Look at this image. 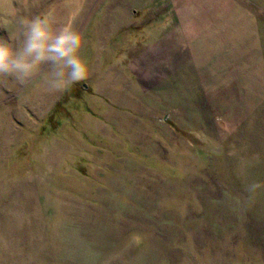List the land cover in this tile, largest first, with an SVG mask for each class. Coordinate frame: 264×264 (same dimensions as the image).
Masks as SVG:
<instances>
[{"label":"rangeland","instance_id":"374dc122","mask_svg":"<svg viewBox=\"0 0 264 264\" xmlns=\"http://www.w3.org/2000/svg\"><path fill=\"white\" fill-rule=\"evenodd\" d=\"M13 3L89 74L0 79V264H264V0Z\"/></svg>","mask_w":264,"mask_h":264},{"label":"clouds","instance_id":"9594fccd","mask_svg":"<svg viewBox=\"0 0 264 264\" xmlns=\"http://www.w3.org/2000/svg\"><path fill=\"white\" fill-rule=\"evenodd\" d=\"M0 15L13 21L19 40L14 45L0 37V79L29 82L47 69L43 81L53 92L87 80L89 69L80 55L85 41L73 27L78 12L71 13L64 25L55 26L49 17H25L13 0H0ZM261 189L264 184L256 181L248 186L250 193Z\"/></svg>","mask_w":264,"mask_h":264}]
</instances>
